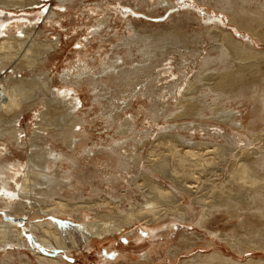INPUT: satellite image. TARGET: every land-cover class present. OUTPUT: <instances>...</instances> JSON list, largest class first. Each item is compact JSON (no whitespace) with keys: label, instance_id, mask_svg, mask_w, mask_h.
<instances>
[{"label":"bare ground","instance_id":"obj_1","mask_svg":"<svg viewBox=\"0 0 264 264\" xmlns=\"http://www.w3.org/2000/svg\"><path fill=\"white\" fill-rule=\"evenodd\" d=\"M41 1L47 0H0V208L11 215L0 219V248L8 252L3 255L0 263L68 264L65 253H72L81 242L90 247L95 242V237L119 234L126 227L139 222L144 225L156 224L155 228L164 223L166 229H169L173 221L205 227L226 214L237 217L250 214L262 218L264 81H258L257 71L260 69L261 73L264 72L260 68V64H264V0H196L204 4L210 3L214 10L226 14L230 25L248 33L244 37L246 41L241 36L235 37L233 32L236 35L237 32L233 28V32L227 29L220 16L199 17V10H193L190 3L186 4L185 10L178 12V19L170 27H157L151 21L149 24L154 27L144 30L149 33L141 34L140 30L131 26L134 35L125 37L124 41L129 49L131 45L142 44V49L149 53L150 47L159 45L163 58L161 61L171 60L167 55L178 45L183 49H191L192 55L201 58L197 71L191 76L189 61H186L190 58L180 53L183 60L179 61L180 65L169 62V67L164 69L169 72L168 77L172 78L166 84H158L155 81L168 77H160L158 71H151L158 59H153L150 55L147 60L150 66L123 68L120 72L115 68H104L98 81H91L89 73L83 75L66 69L61 73V84L55 91L51 89V82L41 84L40 90L52 94V97L42 100L37 94V87L31 84V76L22 78L13 70L9 72L7 67L9 61L17 62L19 69L31 68L39 62L43 65L48 61L45 53L58 45L57 39H49L44 44L43 53L40 48L36 52L32 49L36 37L32 38L34 33H31L39 19L43 18L44 22L47 19L46 22H49L60 15L57 9L50 4L44 7L45 3ZM69 1L71 0H58L60 6H65V2ZM141 1L146 6L149 5L148 0ZM139 3L140 0L133 10L136 14L143 13L145 17L159 19L158 21L168 15V18L172 17L169 12L155 14L158 6L146 12L140 8ZM26 5L39 8L38 15L33 18L38 20L32 21L25 14L17 12L19 9L24 10L23 6ZM157 5H163L165 12L177 7L171 0H158ZM200 20H204L205 25ZM192 21L199 22L202 27L192 33L183 30L185 24ZM203 39H209L211 43L205 53L198 46ZM170 48L172 49L169 51ZM40 71L36 72H47L43 69ZM113 74L121 76L120 79L129 84L134 77L138 79L141 74L147 76L142 80L144 83L135 88L130 96L140 93L139 95L151 100L145 111L146 117L149 123L157 125L158 130L156 135L154 131L138 130L137 118L133 114L121 119L122 111L131 103L130 99H124L118 106H114L118 111L111 108L107 113V122L115 128L114 133L119 137L111 136L109 142H93L83 151H87L92 157L104 154L106 160H100V164L96 165L106 164L109 171L114 167L115 173H119L116 175L108 171L109 176L106 179L100 177V180L105 179L108 184L116 182L123 189L115 194L111 191L99 194V188L93 187L95 175L77 170L79 165L76 152L85 142L81 132L75 127L83 120L75 111H70V108L76 109L79 97L75 91L83 83L96 86L100 81L115 82ZM252 76L259 83L249 81ZM245 85L250 90L248 94L243 92ZM165 87L167 89L162 91ZM223 96L226 100L224 102ZM39 104H44L42 110ZM34 105L36 107L32 108ZM22 106L31 107L33 117L40 116L36 122L38 126H34L30 132L29 141L20 138V134L24 132L20 124L15 126L17 121L20 122V114L14 118L5 116ZM61 106L67 108H64L66 112L60 115L59 122L53 123V117L45 118L52 114L49 110H57ZM182 115L196 116L203 121L193 119L175 122ZM161 118L164 126L160 125ZM210 118L213 123L206 122ZM8 123L12 126L7 125ZM153 134L155 136L152 137ZM48 138L52 142L64 141L73 153L58 149L55 144L51 145ZM39 145L42 146V151H39ZM27 146L31 147L27 160L8 156L14 151L12 147L18 149ZM64 160H68L69 165L56 173L58 163ZM78 192H86L87 195ZM22 214L28 218L37 214L40 219L29 223ZM59 214L69 215L82 222H63L58 217ZM258 233L264 235L263 229ZM216 236L233 246V240H229L227 235ZM236 240L239 244L245 242L244 238ZM253 241L257 242V239ZM190 243L185 236L169 253L177 257L183 249L179 245L185 247ZM192 246L193 244L188 248L191 249ZM8 247L13 251H8ZM259 247L263 248V245L260 243ZM147 258L145 256L143 261L139 259L140 261L132 263H129L130 258H124L125 260H115L112 264L154 263L153 257ZM231 260L232 257L215 251L195 254L191 258H185L180 264H225ZM251 263L264 264V259Z\"/></svg>","mask_w":264,"mask_h":264},{"label":"rangeland","instance_id":"obj_2","mask_svg":"<svg viewBox=\"0 0 264 264\" xmlns=\"http://www.w3.org/2000/svg\"><path fill=\"white\" fill-rule=\"evenodd\" d=\"M137 1L139 0H71L69 2H65V6H60L58 0L41 1L42 3H45L44 7H48L50 4L60 12V15L55 18L54 21L49 22H46L47 19L45 22L42 21L43 18L39 19V23L34 27L35 30L31 33V35L34 33L32 38L36 37L37 40H33L35 44L32 49L36 52L38 48H40L43 53L44 44L48 43L49 39H57L58 45L51 49L48 53H45L44 56H48V59H46V61H48L43 63V65L41 64L42 62H39L37 65L35 64L36 66L31 68L19 69L16 64L17 62L9 61L7 64V67L9 68L8 71L11 72V70H13L15 74L18 73V76L21 75L22 78H28L31 76V84H33L34 87H37V94H39V98L41 100L52 97V94L49 91L45 92V90L41 89L44 91L43 93L40 90L41 84L43 82H51V89L55 91L56 87H59L61 84V73L66 69H69L70 72L77 71L83 73V75H87L89 73L92 75H89L90 80L96 79V81H98L102 69L106 68L109 70L115 68L117 72H120L123 68H134L139 65L148 66L149 61L147 60H149L150 55L153 59H158L154 62V65L156 66L152 67L151 71L153 73L154 71H158V73H160V77H168L169 72L164 71V69L169 67L167 64L171 62L172 64L177 63L180 65L179 61L183 60H181L182 58L179 54H186V57L190 58L186 61H189V70H191L189 75L191 76L197 71L199 61L201 59L200 57L192 55L191 49H183V47L179 45L174 47L172 51H170L172 49L170 48V52L167 56L171 58V60L167 59L161 61L163 58L160 54L159 45L158 47H150L149 53H147L142 49L144 47L142 44L131 45V49H129V47L125 46L124 42L125 37L134 35V31L131 30V26H134L136 30H140L141 32H139L141 34L149 33L144 32V30L154 27V25L149 24L151 21L152 23H155L157 27H170L178 19V12L185 10L187 3H190L192 7L196 8H193V10L200 11L197 13V15L199 14V17L214 18L215 16H220L223 18L226 28L230 29L232 32L233 30L237 32V35L233 32L235 37L241 36V38L244 39L245 35L248 34L246 31L238 30L237 27L230 25L227 15L222 11L214 10L213 7L210 6V3L204 4L201 1L196 0H171L177 7L171 8L165 12L163 5H157L158 0H148V6L140 0L141 3H139V6L146 12H149L158 6V11H154L155 14H165L167 12H169L170 15L172 14V17L168 18V15L167 18H163L162 21H158L159 19L145 17L143 13H134L133 10L136 7ZM23 7L24 10H17L19 14L23 13L31 19L34 17L36 18L39 8H33V5H26ZM44 7L42 6L41 8L43 9ZM192 7H190V9H192ZM36 20L38 19H33L32 21ZM158 23L161 25H157ZM200 23L205 25L204 20H200ZM98 24L100 25L98 26ZM221 26H223V23ZM201 27L202 26L199 25V22L192 21L191 23H186L183 30L192 33L195 29H200ZM94 29H96V31H94ZM23 39L24 38H22V40ZM210 44L209 39H203L198 46L200 45L201 50L203 49L202 52L205 53L209 50L207 48H209ZM262 64H260V68L264 70V64ZM35 67L39 68L36 69ZM40 69H43L44 71L47 70V72L45 74H38V71L39 73L41 72ZM33 71H37L36 74H32ZM145 71L143 73H145ZM257 73L254 75H257V78H259L258 81L263 83L262 81L264 80H262V77H264V72L261 73L259 69ZM142 74L138 79H135L134 77L130 84L125 80L120 79L121 76L118 77L116 74H113L115 82L100 81V84L96 86L92 83L87 84L86 82L83 83V86H80L79 88L76 87L77 90L75 93L79 97V100H77L76 109L70 108V111H75L76 114H78L83 120L81 124L77 125L75 128L81 132L80 135L85 142L81 144L79 150L76 152L79 165L77 170L81 173L86 172L88 175H95L93 187L95 186L99 188V194L109 191H111L112 194H115L116 192H121L123 189V186L118 185L116 182H113V184L107 183L105 179L109 176L107 173L109 171V167H107L106 164L96 165V163L100 164V160H106V156L104 154L92 157V155H89L87 151H83L87 146L92 145L93 142H109L111 140V136L119 137L114 133L115 128L113 129L107 122V119H109L107 117V113L110 112L111 108L118 111L119 109H116L117 107L114 106H118V103L122 102L124 99H130L131 103L124 111H122L123 116L121 119L123 120L124 117L133 114L137 118L138 130L154 131L153 133H155V135L157 133V125H155L154 122L149 123V119L146 117L145 112L147 111V106L150 105L151 100L144 95H139L140 93L130 96L135 88H139L141 83H144L142 80H145L147 76ZM171 78L165 77L162 80H157L155 82L158 84H166ZM253 80L259 83L255 77H250L249 81ZM164 89L166 90L167 88H163L162 91H165ZM243 92L245 94L250 93L248 85L244 86ZM40 99L37 100L40 101ZM222 101H226L225 96L222 97ZM33 107L36 106L34 105L32 108ZM39 107L42 110L44 108V104H39ZM28 108V106H22L19 110H12L6 113L7 115L5 114L6 118H14L17 114H20L18 117L20 122L17 121L15 126L18 127L20 124V127L24 129V132L20 134V138L24 140H28L30 138V132L34 126H38L36 125L38 124L36 122H38V119L40 118V116H38L39 118L33 117V109L31 107L29 109ZM64 108H67V106ZM64 108L61 106L57 110H49L52 111V114H49V116L45 118L53 117V123H56V121L59 122L60 115H63L66 112V109ZM162 118L160 119V125L164 126V124H162ZM121 119L119 118L118 123H120ZM193 119L197 120V122L203 121V119L197 118L196 116L182 115L176 119L175 122H185ZM206 122L213 123V120L210 118ZM7 125L11 124L8 123ZM155 135L153 134L152 137ZM48 139L51 142L50 144L57 145L58 149H63L67 152L73 153L69 151L68 146L64 141L59 140L57 142H52L50 138ZM44 146L46 147V145ZM12 148L14 151L8 156H16V158L22 159L23 161L27 160V157L31 152V147L29 146L26 148L18 147V149H16L17 147ZM41 148L42 146L39 145V151H42ZM96 157H98V161H96ZM144 161L145 158L142 160L140 164L141 166ZM68 165V160L59 162L55 172L59 173L60 169L66 168ZM110 172L115 173L114 167L109 171V173ZM118 173L119 172H116L115 174L118 175ZM126 176L130 177V174H127ZM100 177H105L104 181H101ZM120 180L122 179L120 178ZM78 193L83 194L84 196L87 195L86 192ZM93 195L96 196V194ZM36 215L37 214H33L32 218H28L26 215L22 214L23 218L26 221H29V223L40 219V216ZM228 215H222L207 224L208 226L205 225V227L198 226L195 223L189 224L180 221H173L171 222L172 226H170L169 229H166L167 227L164 223L161 224V226L159 225L158 228H155L157 227L156 224L149 223L148 225H144L143 222H139L135 225L126 227V230L119 234H110L106 237H95V242H93L90 247L88 244L81 242L79 247L75 248L72 253H65V255L67 254L65 256V260L68 264H112L115 260L119 261L123 257L126 259L128 258V260L130 258L131 260H129V263H132L136 260L143 261L144 257L148 256V258L153 257L155 260L154 263L151 264H180L182 260H185V258H191V256L195 254H208L215 251L223 252L233 258L231 261H226L227 263L225 262V264H253L251 262L259 259L263 260L264 235L259 234L258 231H260L261 228L264 231V215L260 219L253 217L250 214L243 217H237L232 214ZM5 217H11V215H7V213L0 208V219H5ZM58 217L61 218L63 222H82V220H77V218L74 219L66 214H59ZM216 234H223L224 237L228 236L229 240H233V246H231L230 243L221 240V238L217 237ZM185 236H187L191 241L189 245L193 244L192 248L189 249V245H186L185 247L179 245V247L183 249L177 257L176 255L169 253L170 249L174 246H178L179 241L185 238ZM236 238H244L245 242L239 244ZM253 239H257V242H254ZM260 243L263 245V248L259 247ZM7 250L13 251L11 247H8ZM147 252H149V255ZM7 253L6 249L0 248V260L3 258V255ZM124 258L121 261L125 260ZM250 259L251 262L249 261Z\"/></svg>","mask_w":264,"mask_h":264}]
</instances>
